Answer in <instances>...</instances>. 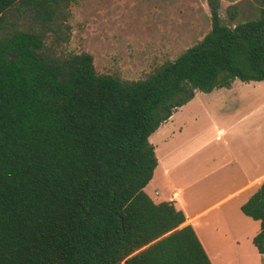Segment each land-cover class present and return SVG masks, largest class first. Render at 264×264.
Instances as JSON below:
<instances>
[{
    "label": "trees",
    "instance_id": "16d2710c",
    "mask_svg": "<svg viewBox=\"0 0 264 264\" xmlns=\"http://www.w3.org/2000/svg\"><path fill=\"white\" fill-rule=\"evenodd\" d=\"M73 1L0 0V264H212L184 211L145 190L150 137L197 91L264 81V6L231 27L209 0L201 41L126 80L58 51ZM242 211L264 254V182Z\"/></svg>",
    "mask_w": 264,
    "mask_h": 264
},
{
    "label": "rangeland",
    "instance_id": "374dc122",
    "mask_svg": "<svg viewBox=\"0 0 264 264\" xmlns=\"http://www.w3.org/2000/svg\"><path fill=\"white\" fill-rule=\"evenodd\" d=\"M218 1L220 17L231 27L256 17L264 6L263 0ZM69 13L71 39L58 51L63 54L89 52L99 73L126 80L145 78L158 66L175 60L197 44L212 29L209 0H75ZM248 89L245 102H259V117H264V85ZM259 90L262 91L257 93ZM212 93L200 91L197 100L184 110L187 130L169 143L167 155L163 151L162 157L158 147V158L162 157V167L166 163L170 174L162 180L157 178L148 187L154 197H157L156 189L160 192L157 198L164 199L177 186L176 163L182 156H188L187 163H190L194 157H205L217 149L215 153L224 159L225 136L218 133L224 128V116L231 102L229 98L211 96ZM199 144L204 146L198 148ZM170 178L173 185L165 186ZM205 225L215 231L227 230L221 222Z\"/></svg>",
    "mask_w": 264,
    "mask_h": 264
},
{
    "label": "crops",
    "instance_id": "0c3cea01",
    "mask_svg": "<svg viewBox=\"0 0 264 264\" xmlns=\"http://www.w3.org/2000/svg\"><path fill=\"white\" fill-rule=\"evenodd\" d=\"M250 82L253 85L235 79L230 87L216 89L211 94L229 98L231 102L224 116V128L218 133L225 136L224 159L215 153L217 149L206 154L208 156L194 157L190 163H187L188 156H182L176 163L177 186L164 199L157 198L160 196L158 189L154 192L157 197H154L148 192V187L157 178L162 180L169 176L166 163L162 167L163 151L167 155L169 143L187 130L188 120L183 118V112L197 100L200 91L150 137L157 153L160 146L162 157L158 158L154 177L145 190L155 202L171 201L184 211L187 217L185 224L193 226L212 264H264V254L259 252L253 241L261 230L260 221L242 211V205L264 182V117H259V102H245L248 87L263 86L264 81ZM203 146L199 144L198 148ZM172 182L173 179H168L165 186L173 185ZM206 221L224 223L227 230L215 231L205 225Z\"/></svg>",
    "mask_w": 264,
    "mask_h": 264
}]
</instances>
